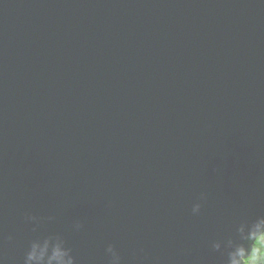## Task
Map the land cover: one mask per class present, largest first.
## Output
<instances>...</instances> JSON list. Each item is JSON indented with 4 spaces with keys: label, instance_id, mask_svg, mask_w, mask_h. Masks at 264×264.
<instances>
[{
    "label": "water",
    "instance_id": "95a60500",
    "mask_svg": "<svg viewBox=\"0 0 264 264\" xmlns=\"http://www.w3.org/2000/svg\"><path fill=\"white\" fill-rule=\"evenodd\" d=\"M258 215L264 0H0V264H224Z\"/></svg>",
    "mask_w": 264,
    "mask_h": 264
},
{
    "label": "clouds",
    "instance_id": "9594fccd",
    "mask_svg": "<svg viewBox=\"0 0 264 264\" xmlns=\"http://www.w3.org/2000/svg\"><path fill=\"white\" fill-rule=\"evenodd\" d=\"M205 198L202 193L200 199ZM200 210L201 203H195L192 213L199 214ZM26 219L39 223L36 216H26ZM81 226L77 222L73 227L79 230ZM211 248L224 257V264H264V215L238 219L229 232L212 241ZM106 253L110 255L109 264H121V256L114 245L109 244ZM23 264H76V258L62 235L48 234L30 240Z\"/></svg>",
    "mask_w": 264,
    "mask_h": 264
}]
</instances>
